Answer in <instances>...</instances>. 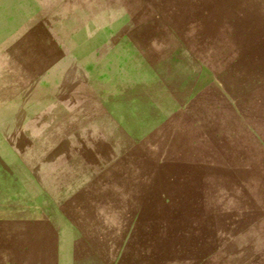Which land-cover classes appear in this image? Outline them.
Returning <instances> with one entry per match:
<instances>
[{
  "label": "rangeland",
  "instance_id": "374dc122",
  "mask_svg": "<svg viewBox=\"0 0 264 264\" xmlns=\"http://www.w3.org/2000/svg\"><path fill=\"white\" fill-rule=\"evenodd\" d=\"M0 264H264V0H0Z\"/></svg>",
  "mask_w": 264,
  "mask_h": 264
}]
</instances>
